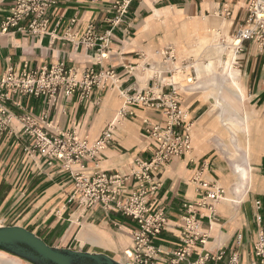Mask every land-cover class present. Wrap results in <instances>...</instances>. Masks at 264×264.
I'll return each instance as SVG.
<instances>
[{"label":"crops","instance_id":"crops-1","mask_svg":"<svg viewBox=\"0 0 264 264\" xmlns=\"http://www.w3.org/2000/svg\"><path fill=\"white\" fill-rule=\"evenodd\" d=\"M110 1L57 0L48 11L47 33L34 35L18 30L0 33V73L11 66L40 70L64 60L80 72L90 66L97 69L113 67L119 76L114 86L95 88L85 101H81L78 94L66 96L64 92L59 93L54 105L33 95L12 96L7 103L9 111L16 116L11 122L12 130L0 131V226L20 225L52 246L102 252L127 264L124 250L133 247V233L139 224L120 211H108L101 205L79 208L76 201H71L74 192L72 174L46 153L25 150L33 138L22 132L20 118L29 115L43 126L42 116L47 113V122L51 121L50 130L59 132L76 128L81 138L89 137L92 141L98 139L110 123H114L113 142L103 149L97 160L86 162V171L131 173L137 168L136 160L149 159L155 148V143L146 134L148 124L164 125L166 117L157 109L129 105L132 113L119 119V111L125 104L124 91L145 90L155 85L170 91L178 86L171 81L164 83L166 74L171 77L184 64L175 65L176 53L174 59L165 55L170 46L176 51L166 42L171 30L182 24L187 30L197 31L200 42L205 43L214 38L205 32L214 33L213 27L219 23L216 19H208V22L200 19L206 20L211 15L225 16L230 21L222 26L230 29L231 25L235 27L245 20L251 0H133L124 21L115 30L109 58L98 64L94 53L84 44L66 38V32L72 27L80 35L90 22L103 25L105 18L112 15ZM13 4L14 0H0V21ZM73 18L77 21L72 22ZM193 21V25L189 24ZM28 22L26 19L22 24L27 25ZM244 47V57L239 59L243 67L237 70L231 65L230 70L239 71L243 81L241 87L243 85L251 102L264 107V55L254 42L247 41ZM160 53L165 62L173 63L172 68H158L144 58ZM234 54L236 60L238 53ZM205 63L198 61L194 64L199 77H209L199 82L201 85L220 79L207 69L199 72L198 68ZM139 67L151 71V76L140 73ZM194 94L186 90L183 93V104L192 123V150L171 158L157 171L156 180L161 184L149 195L152 210L162 208L168 219V225L153 238V243L161 251L156 264H170L173 252L182 244L181 227L183 216L187 214L184 204L199 200L200 192L193 178L203 168V177L229 186L231 195L216 205L214 214L207 211L201 214V209L196 206L207 238L204 243L196 244L183 264L196 260L201 253L223 250L226 252L224 258L212 262L228 264L229 256L237 252L240 264H249L257 259L254 244L259 230L264 227V150L250 163H244L248 170L246 178L241 175L245 168L240 165L236 168L237 165L233 166L213 149L206 150L200 127L193 131L196 121L192 120L198 119L205 107ZM256 143L257 140L255 146L258 145ZM258 146L263 147L264 144ZM134 188L131 186L130 191ZM257 200L261 202L260 207L256 205ZM6 255L0 251V259L21 264L13 258H6Z\"/></svg>","mask_w":264,"mask_h":264},{"label":"built area","instance_id":"built-area-1","mask_svg":"<svg viewBox=\"0 0 264 264\" xmlns=\"http://www.w3.org/2000/svg\"><path fill=\"white\" fill-rule=\"evenodd\" d=\"M56 1L14 0L10 12L0 21V33L9 34L17 30L34 35L47 33L48 11ZM110 2L112 15L105 18L103 25L90 22L80 35L72 27L71 31L66 32V38L82 43L91 50L98 64L109 58L115 30L124 21L133 0ZM26 19L29 22L23 25L22 22ZM75 21L77 18L72 19V22ZM232 37L237 53L244 50L245 42L248 41L254 42L264 55V0H251L245 20L235 25ZM165 55L168 59L175 58L171 46L166 49ZM118 77L113 67L101 66L97 69L90 66L80 72L78 68L68 66L64 60L40 70L11 66L0 73V131L12 130L11 122L16 116L9 111L7 103L13 95H33L54 105L59 93L64 92L66 96L78 94L80 100L85 101L92 96L95 88L114 86ZM183 93L184 90L179 86L166 91L158 85L145 90L124 91L125 104L119 111V119L132 113L129 105L157 109L166 117L164 125L148 124L146 134L155 143V148L149 159H137V168L128 174L109 173L104 170L86 171V162L97 160L103 149L113 142L114 123H110L101 136L92 141L89 137L81 138L76 128L59 132L50 130L51 121L47 122V113L42 116L43 126L29 115L20 118L23 123L22 132L33 138L25 146V150L46 153L72 174L74 192L71 201H76L79 208L101 205L108 211H120L139 224V228L133 233V247L124 250L127 264H156L159 261L161 251L153 243V238L168 225V219L162 208L152 210L153 203L149 195L161 184L156 180L157 171L171 158L192 150V123L183 104ZM74 164L78 166L73 167ZM97 165L96 161V167ZM203 171L204 168L193 178L198 185L200 198L196 203L184 204L187 214L183 216L181 227L182 244L173 252L170 264H183L196 244L204 243L207 238L196 206L201 209V214L206 211L214 214L217 211L216 205L226 196V188L210 177H203ZM131 186L135 188L130 191ZM260 204V200H257L256 205L260 207ZM254 251L257 259L249 264H264V227L259 230ZM225 254L224 250L217 253H201L196 260L188 264H216L212 260H221ZM228 264H240L237 252L229 256Z\"/></svg>","mask_w":264,"mask_h":264},{"label":"rangeland","instance_id":"rangeland-1","mask_svg":"<svg viewBox=\"0 0 264 264\" xmlns=\"http://www.w3.org/2000/svg\"><path fill=\"white\" fill-rule=\"evenodd\" d=\"M208 19H216L219 25L216 24L213 27L214 33L205 32V35H214V38H209L205 43L200 42L197 31L195 33L187 30L182 27V24L179 25L180 27H174L168 34L167 45L174 46L176 50L177 60L175 65L184 64H181L171 77L166 74L164 83L170 81L177 83L182 90L195 93L194 96L200 101L198 102L205 104L203 114L198 119L192 120V122L196 121L193 123V131L194 128L200 127L206 150L213 149L220 156L229 160L233 166L237 165L236 168L240 165L246 169L244 163H250L253 158L259 157L260 153L263 152L262 150H264V146H258L264 144V107L255 106L251 102V98L244 91L243 85L241 87L243 81L242 77L240 79L239 71L230 70L231 65L235 69L241 70L240 68L243 66L242 61H239V59L244 57L243 52H239L236 60H234L236 56L234 52L237 53L236 49L233 50L235 47L232 45L234 27L232 25L230 29L224 27L230 19L225 16L211 15L206 20H200L205 22ZM194 22L189 24L193 25ZM204 36H201V38ZM216 43L217 45H215ZM144 58L153 62L158 68L159 66L167 67V69L170 66L173 67L171 61L165 62L161 53L151 54ZM198 61L210 64L202 68L199 67L201 72L203 69H207L208 72L214 73L220 79L209 82L207 85L199 84V82H203L209 77L208 75L198 76L194 65ZM224 63H228V65H224ZM138 71L144 73L146 77H150L152 74L151 71L148 72L143 67H139ZM221 74H225V76L220 77ZM190 76L194 78L196 83L187 81V77ZM235 83H238L239 86L237 87ZM256 140L257 146H255ZM241 175L246 178L248 170L246 169ZM224 186L227 190L225 197L228 198L231 195V188L227 185ZM239 192H241V189H239ZM0 251L7 252L6 258H13L21 264H34L2 248H0Z\"/></svg>","mask_w":264,"mask_h":264},{"label":"water","instance_id":"water-1","mask_svg":"<svg viewBox=\"0 0 264 264\" xmlns=\"http://www.w3.org/2000/svg\"><path fill=\"white\" fill-rule=\"evenodd\" d=\"M0 248L34 264H125L102 252L52 246L20 225L0 226Z\"/></svg>","mask_w":264,"mask_h":264},{"label":"bare ground","instance_id":"bare-ground-1","mask_svg":"<svg viewBox=\"0 0 264 264\" xmlns=\"http://www.w3.org/2000/svg\"><path fill=\"white\" fill-rule=\"evenodd\" d=\"M212 36V35H211ZM231 36V35H230ZM214 37V36H213ZM204 42V41H203ZM234 39L232 38V45L234 46ZM202 43V42H201ZM209 44V43H208ZM212 45V44H211ZM210 45V46H211ZM216 45H217V43H216ZM212 47V46H211ZM235 47V46H234ZM231 53V52H230ZM206 64V63H205ZM224 65H228V63H224ZM205 66H209V64H207V65H205ZM205 66H203V67H205ZM198 70H199V72H201V68H198ZM236 78V77H235ZM188 81L189 80H191V81H193V78H191V76H190V78L189 79H187ZM194 82V81H193ZM226 198V197H225ZM3 253H5V254H7V252H3ZM3 256V255H2ZM17 257V256H16ZM0 264H13L11 261H8V260H6V259H0Z\"/></svg>","mask_w":264,"mask_h":264}]
</instances>
